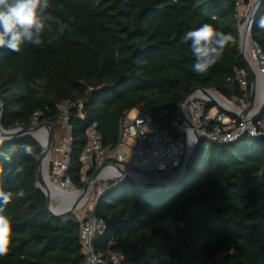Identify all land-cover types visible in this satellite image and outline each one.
Returning <instances> with one entry per match:
<instances>
[{
  "label": "trees",
  "instance_id": "obj_1",
  "mask_svg": "<svg viewBox=\"0 0 264 264\" xmlns=\"http://www.w3.org/2000/svg\"><path fill=\"white\" fill-rule=\"evenodd\" d=\"M49 5L40 45L25 43L20 52L0 49V124L10 130L48 124L51 151L69 126L67 175L78 189L84 187L79 156L93 123L102 145L114 147L120 121L131 111L150 115L156 128L173 133L183 123L182 101L194 91L250 100L235 0H49ZM262 19L264 0L249 34L264 57ZM204 23L233 40L206 74L197 75L191 41L182 37ZM37 78L46 83L35 84ZM61 104L69 107L67 125L57 109ZM24 145L32 146L31 156ZM197 147L176 186L141 191L120 180L97 199L94 215L104 230L93 238V248L100 264H112L113 252L131 264H264V138L244 136L231 144L201 138ZM0 150L12 155L11 162L0 157V188L25 192L0 212L11 220L9 251L0 264H82L81 221L53 216L36 186L42 151L37 139L21 136Z\"/></svg>",
  "mask_w": 264,
  "mask_h": 264
},
{
  "label": "built area",
  "instance_id": "obj_2",
  "mask_svg": "<svg viewBox=\"0 0 264 264\" xmlns=\"http://www.w3.org/2000/svg\"><path fill=\"white\" fill-rule=\"evenodd\" d=\"M244 0H235L236 7L242 8ZM247 55L256 80L254 84V104L249 113L245 116L235 117L220 111L218 108L214 114L210 107L211 101L204 94L196 91L188 100L185 107L181 109L185 117L190 121L193 129L200 138L217 144H231L244 136L264 138V113L258 120L255 117L261 110L264 100V57L258 46L251 44L250 40L246 45ZM260 78L261 89L257 88V79ZM242 88L246 82L243 73L239 79ZM251 90V88H250ZM212 96L213 92H209ZM216 95V94H215ZM263 97V98H262ZM223 99V98H222ZM229 110L239 114L248 106V99L244 96L241 99L229 101L223 99ZM60 119L67 125L69 119L68 105H57ZM37 114L32 117V123L37 121ZM173 133L168 130H159L153 123L150 115L131 111L121 119L118 129V144L114 147L103 146L102 138L93 123L86 133V144L79 156L80 178L79 183L87 185L91 179L89 194L95 193L94 204L89 214L81 221L79 239L81 253L84 258L82 264H100L101 259L95 254L93 238L97 233L104 230V223L94 215V205L107 190L110 184L120 181V170L130 177L162 180L175 176L186 157L189 136H193L190 129L184 122ZM71 128L67 127V136L62 144L56 148L58 157L53 159L49 165L47 179L50 185L57 191L67 195L77 194L78 189L72 179L67 175L71 155ZM173 134V135H172ZM120 169V170H118ZM132 174V176L130 175ZM134 175V176H133ZM53 197L50 206H54ZM112 264H131L122 254L113 252L110 256Z\"/></svg>",
  "mask_w": 264,
  "mask_h": 264
},
{
  "label": "clouds",
  "instance_id": "obj_3",
  "mask_svg": "<svg viewBox=\"0 0 264 264\" xmlns=\"http://www.w3.org/2000/svg\"><path fill=\"white\" fill-rule=\"evenodd\" d=\"M49 7V0H0V49L7 48L12 52H20L21 46L25 43L40 45L42 33L47 26L48 17L45 13ZM260 26L264 28V19L261 20ZM232 40L231 34L217 30L211 23H204L187 31L182 37V42L191 41L190 49L195 57L192 71L197 75L206 74L222 58ZM34 83L41 84L46 81L37 78ZM32 86L33 83H30L29 87ZM12 138L11 130L0 124V145H4ZM23 147L26 155L33 154L31 145ZM0 157L8 162L12 160L11 153L5 150H0ZM16 170L20 172L22 168L18 167ZM0 172H3L2 166ZM24 196L22 188L15 192L0 188V212H3V206L10 204L14 198ZM10 235L11 220L5 215H0V256L6 255L9 251Z\"/></svg>",
  "mask_w": 264,
  "mask_h": 264
},
{
  "label": "water",
  "instance_id": "obj_4",
  "mask_svg": "<svg viewBox=\"0 0 264 264\" xmlns=\"http://www.w3.org/2000/svg\"><path fill=\"white\" fill-rule=\"evenodd\" d=\"M262 4V0H254L253 3L250 6V10L248 13L247 18L245 19V21L238 27V35H239V51L242 54V56L244 57V59L246 60L247 64H248V68H249V73H250V96H249V101H248V106L241 110L239 112V114H236L235 112L221 106L216 100L215 98H213V96L210 95L209 92H213L215 93L213 90H206V89H200L197 90L198 92L204 94L205 96H207L210 101L212 106H216L220 111L235 116V117H239V116H245L249 113L251 107L254 104V100H255V96H254V84H255V80H256V75L252 69L253 66H251L249 57L247 55V49H246V44H247V40L249 37V34L251 33L250 30L252 28V25L255 21V17L261 7ZM244 27L246 30V34H245V39H242L241 35H240V30L241 28ZM196 91L190 93L189 95L186 96V98L182 101L181 104V109L183 107H185L186 103L188 102L189 98L195 93ZM217 96L221 97L220 95H218L217 93H215ZM222 98V97H221ZM3 105H2V101L0 99V113H2L3 111ZM264 113V100L262 103V107L261 110L258 114V117L254 118V121L258 120L259 117H261L260 115H262ZM184 113L181 112L182 115V120L184 122V124H186L190 129H192V139L193 142L192 144L189 146H187V152H186V157L184 160V164L182 165V168L180 169V171L173 177L167 178V179H162V180H152V179H147V178H133L130 177L129 175H126L123 173L122 170H120L121 174L119 177L122 180H128L130 181L137 189L141 190V191H157V190H161V189H167V188H172L174 186H176L177 184H179L181 181H183V178L189 168V166L191 165V161L194 157L196 148H198V144L201 140V138L198 136V134L196 133V131L193 129L192 124L190 123V121L185 117V115H183ZM0 121H1V115H0ZM42 131L45 132V144L42 145L41 142L39 141L37 135L39 133H41ZM11 134L13 136V139H18V137L21 136H32L34 138L37 139L38 143L41 146V157L38 160L37 166H36V186L37 188L45 195L46 200H47V204H48V210L50 211V213L55 216L56 218H64L65 216L71 215L73 214L75 211H77V209L80 207V202L84 199V198H88L89 194V188H90V184H93V179H91L89 181V183L87 185H85L82 189H80L78 191L79 193V198L77 200V203L70 209L61 211V212H54L51 210V206H50V200L52 198V194L50 192L49 189H47L45 186H43L40 183L39 180V167L40 164L42 162V160H44L45 157H48L50 149H51V143L53 140V132L50 128V126L48 124H39L37 126H34L32 128L29 129H25V128H17L14 130H11ZM10 141V140H9ZM48 180V179H47ZM49 183V181H48ZM87 201V199H86ZM85 201V202H86ZM84 202V203H85Z\"/></svg>",
  "mask_w": 264,
  "mask_h": 264
},
{
  "label": "bare ground",
  "instance_id": "obj_5",
  "mask_svg": "<svg viewBox=\"0 0 264 264\" xmlns=\"http://www.w3.org/2000/svg\"><path fill=\"white\" fill-rule=\"evenodd\" d=\"M245 34H246V30L244 27L241 28L240 30V35L242 37V39H245ZM249 41V40H248ZM247 45V44H246ZM261 81L260 78L258 77L257 79V88L258 90L261 89ZM213 98H215V100L223 107L229 109L228 105L226 104V102L219 96L213 94L212 95ZM263 98V97H262ZM38 138L39 141L41 142L42 145L45 144V132L42 131L41 133L38 134ZM193 139L191 136H189V146L192 144ZM48 157H45L44 160H42L40 167H39V180L40 183L45 186L47 189L50 190L53 199L56 201L55 205L57 203V207H52V210L54 212H61L67 209L72 208L76 203L77 200L79 198V193L77 194H72V195H67L65 193H61L57 190H55L50 183H48L47 180V161H48ZM130 175L132 176V174L130 173ZM134 176V175H133ZM137 177V176H136ZM87 198H84L81 202H80V206L84 204V202L86 201Z\"/></svg>",
  "mask_w": 264,
  "mask_h": 264
},
{
  "label": "rangeland",
  "instance_id": "obj_6",
  "mask_svg": "<svg viewBox=\"0 0 264 264\" xmlns=\"http://www.w3.org/2000/svg\"><path fill=\"white\" fill-rule=\"evenodd\" d=\"M250 6V5H249ZM248 6V8H247V11H245V13H242L241 15H242V18H241V22H240V25L245 21V19L247 18V16H248V13H249V10H250V7ZM239 25V26H240ZM248 40H250V38L248 37ZM249 42V41H248ZM219 95V94H218ZM222 97V96H221ZM223 98V97H222ZM223 99H225V98H223ZM215 108L216 109H213L212 111H211V113L212 114H214L215 113V111L217 110V107L215 106ZM37 137H38V135H37ZM39 139V138H38ZM64 139V138H63ZM57 140L59 141V142H61V139H59V137H57ZM63 141V140H62ZM62 143V142H61ZM58 157V154L55 152V151H51V149H50V152H49V155H48V161H47V172L49 171V165H50V163H51V161L53 160V159H55V158H57ZM85 186V185H84ZM95 193H91V195H89L88 196V198H87V201L83 204V205H81L78 209H77V211H75L73 214H71V215H73V216H75L78 220H82V219H84L88 214H89V212H90V210L92 209V207H93V202H94V198H95ZM52 207H57V203H56V205L54 204V206H52ZM51 210H52V208H51ZM53 211V210H52Z\"/></svg>",
  "mask_w": 264,
  "mask_h": 264
},
{
  "label": "crops",
  "instance_id": "obj_7",
  "mask_svg": "<svg viewBox=\"0 0 264 264\" xmlns=\"http://www.w3.org/2000/svg\"><path fill=\"white\" fill-rule=\"evenodd\" d=\"M253 1L254 0H249V4L247 6H242V8L239 9V14L241 15L242 13H245V11H247L248 6L249 5L251 6V4L253 3Z\"/></svg>",
  "mask_w": 264,
  "mask_h": 264
}]
</instances>
